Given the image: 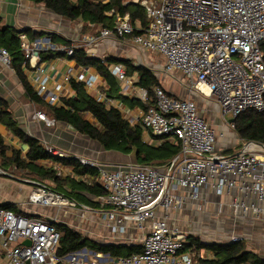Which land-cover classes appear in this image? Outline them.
<instances>
[{"label": "built area", "instance_id": "1", "mask_svg": "<svg viewBox=\"0 0 264 264\" xmlns=\"http://www.w3.org/2000/svg\"><path fill=\"white\" fill-rule=\"evenodd\" d=\"M141 3L151 20L142 34H134L129 14L112 10L106 15L114 17L113 27L87 36L84 40L87 48L95 47L104 38L131 37L139 50L161 54L165 59L163 72L182 73L198 94L216 100L228 132L235 131L231 118L236 119L249 109L264 111L261 49L264 0H142ZM20 43L30 60L42 49L41 40L30 41L24 33L20 35ZM63 50L68 56L73 54L72 48ZM0 64L11 67L10 52L1 45ZM110 70L126 84L124 90L128 91L133 82L126 77L125 68L112 65ZM66 79L71 80V74ZM75 80L94 87L98 77L82 72ZM48 81V77L43 78L37 92L45 102L54 105L59 97L48 88ZM154 94L155 104L145 111L142 126L152 137L180 143V152L170 162L163 166L130 163L108 168L97 159L75 156L82 165L98 170L99 182L107 194L96 198L100 210L95 211L107 221L110 233L139 239L140 243L131 244H141V252L113 256L85 247L59 256L62 236L53 218L18 214L0 207V264H198V257L212 260L215 256L211 251L196 254L193 249H186L188 231L172 216L187 202L198 204L202 210L200 202L205 187L219 197L236 190L238 196L231 204L234 215L264 222V146L235 136L238 149L219 151L217 141L223 133L218 134L196 101L172 97L159 86L154 88ZM96 99L108 105L113 102L101 93ZM140 99L144 103L149 101L147 91L143 90ZM36 116L49 124L55 123V119H46L41 112ZM48 150L65 156L51 147ZM45 166L55 169L58 175L91 181L58 163L47 161ZM38 192L53 201L39 200L35 196ZM28 203L45 207L78 205L45 185L33 189ZM217 205L218 213L223 214L224 203L218 201ZM242 239L247 240L243 235H233L229 241ZM27 240L30 245L25 244Z\"/></svg>", "mask_w": 264, "mask_h": 264}, {"label": "trees", "instance_id": "2", "mask_svg": "<svg viewBox=\"0 0 264 264\" xmlns=\"http://www.w3.org/2000/svg\"><path fill=\"white\" fill-rule=\"evenodd\" d=\"M30 1L45 6L64 19L81 21L83 24L82 35L88 32L94 33L99 28H112L114 17L106 15L107 12L112 10L115 13L129 14L135 35L142 34L151 22L141 1L128 3H125L124 0H109L108 2H104V0ZM97 32L94 34L98 35L99 32ZM23 33L31 41L37 40L43 35H48L51 42L56 44L63 43L67 48H72L73 54L71 56H68L67 52L60 48L40 49L38 55L41 62L67 55L76 60L80 66L95 68L107 82L108 88L103 90L108 98L120 99L124 103L132 105L138 104L147 110L155 104L154 88L157 86L162 87V83L152 69L145 65H135L133 59L111 55L102 59L90 55L84 45H76L74 41L65 39L57 33L37 32L31 28L18 31L10 26L1 28L0 45L7 48L10 52L11 68L16 71L22 81L26 95L35 102L47 105L56 120L70 124L80 133L98 141L107 150H119L123 153L135 152L136 163L140 165L163 166L180 152V143L168 138H164L163 143L160 145L147 142L144 137V128L141 124H132L119 108L109 106L107 102L99 101L92 97L85 89L84 83L75 79L70 81L73 89L77 91L76 97L61 98L62 105L46 103L30 84L23 70L24 67L31 68L30 58L26 56L20 43V34ZM261 49L264 52V41L261 43ZM111 65H122L126 70V77L137 75V85L147 91L149 101L144 103L139 99H131L121 94L120 82L112 74ZM87 113L93 116L95 122H91L87 118ZM0 121L7 126L13 135L29 146L28 154L25 158L22 157L21 152L18 150H14L13 156L7 158V148L2 139H0V156L9 161L13 169L23 172V176H19L21 181L26 180L30 184L37 186L45 185L50 191L74 200L78 205L86 203L87 205L100 207L98 201H93L88 197L96 199L107 194V190L99 182V174L96 168L82 165L75 157L59 156L50 152L48 147L40 140L30 136L20 128L13 112L9 109V104L2 99H0ZM234 125L235 133L241 141L264 145V111L246 110L236 118ZM154 139L160 140V138L156 137ZM42 160L61 163L63 166L69 167L74 175L87 176L91 181L86 183L82 180H77L74 176L58 175L55 169L42 165L40 163ZM3 171L6 176H15V174L7 172L8 170ZM49 182L54 183L55 186ZM0 207L18 214L28 215L21 211L18 205L13 202L1 203ZM54 225H56L62 236L61 246L58 250L59 256H65L85 247L96 252L110 253L113 256L131 255L142 250L141 244L99 243L67 224L54 222ZM247 245L248 243L245 239L236 242H206L202 241L198 236L189 234L186 249H193L196 254L200 250L206 249L214 254L215 257L212 260H204L198 257L200 264H264V257L249 250Z\"/></svg>", "mask_w": 264, "mask_h": 264}, {"label": "crops", "instance_id": "3", "mask_svg": "<svg viewBox=\"0 0 264 264\" xmlns=\"http://www.w3.org/2000/svg\"><path fill=\"white\" fill-rule=\"evenodd\" d=\"M108 1L109 0H104V2ZM124 1L125 3H128L139 2L142 0ZM6 26L13 27L18 31L31 28L37 32L57 33L65 39L74 41L76 45H84L88 54L102 59H105L110 55L128 59L134 58L137 61L136 63L134 61L135 65H144L142 56L146 54H158L155 52L139 50L131 40H121L113 37L104 38L95 47L88 49L84 42L85 38L90 35H96L94 33L97 31L100 32L103 28H99L97 31L95 30L94 33L88 32L85 35H82L83 24L81 21L64 19L52 10L47 9L45 6L36 4L30 0H0V29ZM28 39L30 40L29 37ZM38 40L42 41V49L54 47L63 50V48H66L63 43L56 44L51 42L48 35H43L38 38ZM158 55L163 59V62L160 61V63L157 64V67L163 71L165 59L161 54ZM150 62H152L153 66L156 65L153 63L154 61ZM30 65L31 68L24 67L23 69L28 81L37 91L41 80L48 77V88L54 90L59 97L54 105H62L61 98L63 97L73 98L77 96V91L73 89L71 81L66 78L71 74L72 79H75L82 72L88 76L98 77V81L94 87L85 86L87 92L94 98L97 97L98 93L107 97L103 90L108 88L107 82L97 70L91 67L80 66L77 64L76 60L67 55L41 62L40 57L37 54L30 60ZM149 65H147V67L152 69V67H150L151 65ZM172 74H166L164 72V75L159 77L155 73L161 81L162 87L170 96L175 98H188L196 101L200 112L216 129L218 134L220 135L223 133V136H219L217 141V148L219 151L231 152L238 149L239 145L236 142V133L234 131L228 132L226 130L216 100L214 98L201 97L200 94L193 90L191 84L182 73H176L181 75L178 77H173ZM128 78L129 80H132L133 86L136 89L144 90L137 85V75L134 74ZM118 80L120 82L121 94L131 99H139L143 102L140 99L139 94L132 95L128 93L131 87L128 91H125L124 85L126 84L119 78ZM57 86H60V89H55ZM0 99L5 100L9 104V109L13 112L14 117L22 130L30 136L40 140L46 147H51L56 151L64 153L65 157H75L78 155L97 159L108 168L136 163L135 152L123 153L119 150H107L98 141L92 139L86 134L80 133L70 124L56 120L47 105L35 102L26 95L24 85L16 71L11 67H5L2 64H0ZM109 99L113 101L109 106L119 108L123 115L126 116L132 124L142 125L143 115L146 111L144 108L138 104L132 105L124 103L120 99ZM38 112L44 114L46 119H55V123L49 124L47 120L38 118L36 116ZM86 115L91 122H95V119L90 113H87ZM149 136L150 134L144 129V137L147 139ZM0 139H2L7 148V158L13 156L14 150L20 151L24 158L27 156L29 146L22 142L17 136L13 135L7 126L1 121ZM47 161L48 160H42L40 163L45 166V162ZM49 162L52 164L55 163L52 161ZM63 167L70 169L67 166ZM0 168L2 169V172H4L3 170L11 171L13 169L11 163L1 156ZM35 187H37V185L30 184L26 180L21 181L17 175L14 177L0 175V204L3 202H13L16 203L19 209L25 213L45 215L52 219L50 215L51 211L47 210L45 206L28 203L29 196ZM236 196H238L236 190H232L231 194L219 197L210 187H205L200 202L202 210L199 209L198 204L187 202L182 206L181 210L175 211L176 215L174 217H176L177 224L182 228H191L192 230L198 228L200 229L199 231L206 230L207 228L205 227L215 221H217L218 225L220 224V226L224 227L228 220L229 223L232 224V226L229 227L231 234L243 235L240 231L242 230L244 233L246 229L243 228L248 226L250 221L249 219H244L243 217L239 218V216L236 217L234 215V210L231 204ZM218 201L223 202L225 205L223 214L218 213ZM259 223L264 225V222ZM203 251L208 252V250L202 249L200 250V253ZM198 264L200 263L198 262Z\"/></svg>", "mask_w": 264, "mask_h": 264}, {"label": "rangeland", "instance_id": "4", "mask_svg": "<svg viewBox=\"0 0 264 264\" xmlns=\"http://www.w3.org/2000/svg\"><path fill=\"white\" fill-rule=\"evenodd\" d=\"M127 40L130 41L131 37H128ZM142 57L144 60V65L147 66L150 64L151 66L150 65L149 66L152 67V70L159 77H162L164 75V72L162 71V69H159L157 67V64H159L160 61L163 62V59L158 54H146ZM133 61H135V63L137 62L134 58H133ZM150 61H154L153 63H155L156 65L153 66L152 62ZM176 73L178 72L173 73L172 76L173 77L181 76ZM128 93L132 95L139 94V96H141L143 91L136 89L132 84ZM236 137H238L237 134H236ZM153 138L154 137L150 135L149 137H147V140H149L150 143H154L155 145H160L161 143H163L164 139L150 141ZM11 171H7V172H11L12 174H15L17 176H20L23 174V172L17 171L15 169H12ZM0 175L6 177V175L3 174L1 168H0ZM49 183L55 186L54 183L52 182H49ZM88 197L91 200L96 201L94 197H90V196ZM83 205L87 207H84ZM83 205H77L76 207H72L69 205H48L45 208L51 211L50 215L54 219V222L67 224L68 226L75 229L76 231L82 233L83 235L87 237H90L91 239L99 243H104V244L115 243V244H128V245H131L133 241L140 243L139 239L131 240L127 238V236H125L124 234H121L118 237L117 235L113 236V234H111L109 231V224L107 223V221L102 217L101 214L95 211V210H98L100 207H95L90 204L87 205L86 203H83ZM175 215H176L175 212L172 213L173 217ZM249 221H250L249 225L243 228V229H246L244 233L242 230L240 232L241 234H243V237L245 236V238L247 239L248 249L264 257V225L260 224L259 222L252 221L251 219H249ZM219 226L220 224L218 225L217 221H215L214 223L208 224V226L205 227L207 229L203 231H199L200 229L198 228L193 229V230H190L189 228L186 230L188 231V235L191 234V235L198 236L200 237L202 241L228 242L233 236L231 234V231H229V227H231L232 224H230L229 221L227 220L224 227L222 226L219 227ZM220 229H223V230H220ZM133 235L134 237H136L138 235V232L133 233Z\"/></svg>", "mask_w": 264, "mask_h": 264}, {"label": "bare ground", "instance_id": "5", "mask_svg": "<svg viewBox=\"0 0 264 264\" xmlns=\"http://www.w3.org/2000/svg\"><path fill=\"white\" fill-rule=\"evenodd\" d=\"M207 91V90H206ZM35 196L39 199V200H43V201H47V202H52L53 199L51 197H47L44 196L42 193L38 192L35 194Z\"/></svg>", "mask_w": 264, "mask_h": 264}, {"label": "water", "instance_id": "6", "mask_svg": "<svg viewBox=\"0 0 264 264\" xmlns=\"http://www.w3.org/2000/svg\"><path fill=\"white\" fill-rule=\"evenodd\" d=\"M235 121H236L235 118H231V119H230V122H235ZM254 144L257 145V146H264L263 144H256V143H254ZM57 223H58V222H57ZM25 244L30 245L31 242L27 240V241L25 242Z\"/></svg>", "mask_w": 264, "mask_h": 264}]
</instances>
